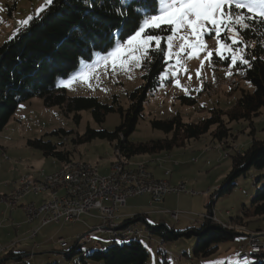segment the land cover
<instances>
[{"label": "rangeland", "instance_id": "374dc122", "mask_svg": "<svg viewBox=\"0 0 264 264\" xmlns=\"http://www.w3.org/2000/svg\"><path fill=\"white\" fill-rule=\"evenodd\" d=\"M43 3L44 0H0V46L13 35L15 29L19 27L18 22L33 15ZM241 30L240 39L243 40ZM153 34L167 35L168 33ZM204 39L210 49L217 47L214 36H205ZM243 42L239 47L243 49L246 58V51L252 43L244 40ZM174 43V53L179 52L180 41L176 40ZM205 55L206 52L195 55L188 50L179 56L181 64L175 63V57L172 62L165 64L161 73L167 68L168 74L162 79L160 73L158 86L148 93L135 129L128 136L129 140L145 142L169 138L172 133H165L153 127L151 120H166L179 115L182 122L195 123L210 117L214 110L223 113L229 111L242 91L251 92L253 90L251 82L243 77L247 64L237 62L231 65L230 60H222L214 55L211 61L204 60L201 66V60ZM85 62L91 63V59L81 61L76 69L84 68ZM108 68L109 71L106 73L105 66L100 65L91 74L90 80H78L70 87L64 86L63 81L68 79L69 75L76 70L74 69L66 76L59 77L57 85L64 88L68 97L92 96L103 103L111 104L113 96H116L118 105L126 109L129 103L128 93L141 85L144 69L131 64L128 69L115 72L111 71L110 65ZM184 68H187V73ZM197 70L200 72L199 76ZM177 79L180 86L175 83ZM221 118L226 125V136L220 140L209 131L199 138L184 140L182 145L175 146L169 152L145 153L132 157L136 164L144 165L140 158H157L158 160L157 156L165 153L164 156L172 161L169 166L181 164L175 166L171 174L172 179L177 180L160 179L167 180L170 184L183 183L186 187V191L178 193L179 195L176 193L166 195L164 206H159L157 201L160 199L152 200L147 194H143L129 197L125 205L120 208V215H125L124 212L146 213L152 209H160L162 213L149 212V216L155 221L160 216L166 228L185 233L174 239H168L161 234H150L148 229H144L143 235L138 238L147 251L145 264H209L213 261L237 264L235 254L240 252L241 246L248 244L249 235H261L259 237L264 239V215L252 217L241 212L242 206L249 203L250 194H255L264 185V166L250 167L245 174L236 179L229 191L224 192L217 199L212 196L231 168V149L244 148L249 144L252 136L264 138L262 122L264 114L253 116L245 121H228L225 114ZM120 121L121 115L118 110L108 112L102 122H97L89 109L65 111L58 106L48 107L39 97H32L19 103L5 128L0 131V192L4 191L2 185L15 184L23 175H34L40 170L46 173L52 172L61 167L66 159L89 163L96 166L100 174H106L110 162L115 157L114 144L116 141L97 136L88 138L87 134L89 130L112 132ZM35 140L50 143L56 151L63 152L65 157L45 155L42 149L29 143ZM129 165L132 164L129 163ZM167 173H169L168 169L165 174ZM152 178L155 179L153 175ZM3 195L0 194V209L6 212L12 208L2 201ZM211 198L213 200L212 213L208 218L226 229L233 230L235 235L220 242L209 255L195 256L193 251L198 236L194 233L186 235V229L192 230L200 227ZM167 211L178 212V221H174ZM22 214L20 211L16 212V215L23 217L26 223V218ZM97 214L96 209L90 212L91 216ZM16 215L14 213L13 218H16ZM91 216L82 215L74 222L45 224L33 240L38 243L36 245L39 248L30 250L21 262L27 264H101L89 258L88 255L95 250L103 251L111 243L121 239L110 236L108 233H99L93 240L79 242L74 248L77 235L88 230L90 227L87 229V226L100 222V219ZM134 223L131 226L132 229L145 227L137 221ZM157 223L160 224V220H157ZM16 225H19V222ZM4 226H0V247L14 241V239L10 238L12 241L8 239L12 232L10 227L7 229ZM36 227H39V223ZM166 228L162 231L165 232ZM58 238H63L66 244L61 246L57 241ZM73 249L74 252L67 257L66 253L69 254ZM163 255L166 259L165 263ZM21 262L7 260L5 263L22 264Z\"/></svg>", "mask_w": 264, "mask_h": 264}, {"label": "trees", "instance_id": "16d2710c", "mask_svg": "<svg viewBox=\"0 0 264 264\" xmlns=\"http://www.w3.org/2000/svg\"><path fill=\"white\" fill-rule=\"evenodd\" d=\"M122 2L133 5L142 4L145 0H55L51 9L44 12L40 19L31 22L28 27L23 28L15 36L12 35L0 46V131L5 128L19 103L32 97L41 98L45 106H58L65 111L89 109L97 122H102L108 112L118 110L121 121L112 132L89 130L87 137L97 136L115 140L114 151L128 160L139 154L169 152L175 146L182 145L184 140L199 138L209 131L220 140L226 136V125L221 118L223 114L227 116L228 121H245L264 114V24L258 19L249 21V28L241 30L242 39L252 43L246 51L250 66L247 64L245 67L243 77L251 82L253 90L242 91L229 111L223 113L214 110L210 117L195 123L182 122L179 115L166 120H151L153 127L165 133H172L169 138L145 142L128 139L135 129L148 93L159 84V75L166 64L161 53L151 55L142 66L144 69L142 83L128 93L129 103L126 109L118 105L116 96H113L111 104L103 103L92 96L68 97L64 88L57 85V79L76 69L81 61L90 60V51L110 47L107 38L110 27L123 24L125 35H128L137 26L138 17L131 13V9L126 21H122L121 17L116 15L115 9L120 8ZM152 7L155 11V5ZM154 33L168 32L167 29H161ZM262 122L264 124V119ZM29 143L42 149L45 155L65 157L63 152L56 151L50 143L40 140ZM231 150V168L222 184L212 193L215 199L229 191L236 179L245 174L250 167L264 166V138L252 136L244 148ZM68 161L66 159V162ZM250 196L249 203L242 206V214L252 217L264 215V185ZM212 205L211 198L206 207L207 216L212 213ZM205 214L199 228L186 229V235L194 233L198 236L193 251L195 256L209 255L220 242L235 235L233 230L212 222ZM143 219L144 216L139 214L123 218L112 236L119 237L124 243L114 241L103 251L95 250L88 257L101 264H145L147 251L138 238L143 235L144 229H148L150 234H161L168 239L185 234L164 225L149 224ZM136 221L145 227L132 229L131 226ZM142 221L144 222L141 223ZM163 228H166L165 232L162 231ZM126 230H133L135 234L125 238ZM78 243L79 241L74 248ZM73 252L74 249L69 254L66 253V256L69 257ZM12 255L15 254L10 248L1 256V264H6L5 257ZM22 258L20 257L18 261H22ZM163 262H166L164 255ZM263 262L264 256L256 264ZM236 263L238 264V260Z\"/></svg>", "mask_w": 264, "mask_h": 264}, {"label": "snow or ice", "instance_id": "6c2138e0", "mask_svg": "<svg viewBox=\"0 0 264 264\" xmlns=\"http://www.w3.org/2000/svg\"><path fill=\"white\" fill-rule=\"evenodd\" d=\"M54 3L55 0H44L33 15L18 22L19 27L15 29L13 36L31 22L40 19ZM129 9L138 17V24L131 34L125 35L123 24L110 27L107 38L111 47L90 51L91 63L85 62L84 68L74 70L63 81L64 86L70 87L78 80H90L91 74L100 65L105 66L106 73L109 65L112 72L128 69L130 64L137 68L142 67L155 53H161L166 64L172 62L174 57L175 63L181 64L179 56L191 50L195 55L206 52L201 66L204 60L211 61L214 55L222 60H230L231 65L240 62L250 66L243 49L239 47L244 43L240 39V29H248L249 21L257 19L264 24V0H145L142 4L133 5L122 2V6L116 8L115 13L122 21H126L130 15ZM161 29H167L168 34H153ZM209 35L216 39L215 49H210L204 39ZM176 40L180 41L179 52L174 53ZM184 71L187 73V68ZM167 74L168 69L165 68L161 78H166ZM197 75H200L199 70ZM175 83L180 86L178 79ZM209 264L223 262L213 261ZM244 264H248V261L245 260Z\"/></svg>", "mask_w": 264, "mask_h": 264}, {"label": "built area", "instance_id": "2783aa9c", "mask_svg": "<svg viewBox=\"0 0 264 264\" xmlns=\"http://www.w3.org/2000/svg\"><path fill=\"white\" fill-rule=\"evenodd\" d=\"M128 168L138 169L137 166L124 165L123 170L113 169L106 176H94L93 173L85 177L72 175L66 179L64 189L59 190L56 197L45 198V203L41 205L38 213H30V207L23 206L26 222L37 221L39 223V227H34L31 230L30 238H34L38 229L47 223L74 222L79 220L81 215L90 214L93 209H96L98 214L94 216L100 219V222L84 233L77 235V241H89V239H93L97 234L104 233V231L115 232V228L121 221L119 210L125 205L129 197L147 194L152 199H161L170 193L178 194L186 191L185 184H165V188H158L157 184L135 181L134 176H128ZM57 172L28 175L27 184H20L19 178L16 181L14 190L4 194L2 201L9 208H14L15 204H20V199L24 198L25 189H32V196H36L35 188L39 186L47 187V176ZM167 212L174 221H178V212ZM128 231L133 230H126L124 232L125 238ZM259 236L261 235L249 236L248 244L241 246L236 259L251 258L252 252H259L260 249H264V239ZM57 241L61 246L66 244L63 238H58ZM18 242V240H14L7 245H2L0 264L2 261L1 256Z\"/></svg>", "mask_w": 264, "mask_h": 264}, {"label": "crops", "instance_id": "0c3cea01", "mask_svg": "<svg viewBox=\"0 0 264 264\" xmlns=\"http://www.w3.org/2000/svg\"><path fill=\"white\" fill-rule=\"evenodd\" d=\"M2 150H1V155H2ZM164 155H165V153L163 155L162 154H159L157 156V157H159L158 160H157V158L156 159H154V158H149V159L148 158H140L141 159L140 161L144 162V165L147 167V169L152 173V175L155 178H158V179H160V178H167V179H170L171 181L177 180V179H174V178L172 179V175L171 174L173 172V168L175 166H179L181 163H179L178 165L171 164L169 166V164L172 161H170V159L168 157L164 156ZM154 160H156V161H154ZM128 161L132 165H135L136 164L135 161L133 160V158L128 159ZM167 169L169 170V173L166 175L165 172H166ZM15 185H16V182H15V184H11V185H2V186H4V191L3 192H0V194L1 193L2 194H6V193L11 192L12 190H14ZM167 195H170V194H167ZM30 197H32V198H30ZM149 197L151 198V196H149ZM24 198H26V199H24ZM24 198L23 199H20V204H15V206L18 205V207L9 209L6 212H4L2 209H0V226L3 227L4 224H5L6 226H4V227H6L7 229H9V227H10V229L12 230V232H10L11 234L8 236V239L11 238V239H14V240H18L19 241L17 244H15L12 247V253L15 254V255H12V257H5L6 258L5 261L11 260V261H16V263H17V262H19L18 261L19 258L20 257L27 256L28 255V252L30 250H32V249H35L36 250V249L39 248L37 246L38 243L37 242L35 243L33 240L36 237V235L39 232V230L43 226H41L38 229V231H37V233H36V235H35L34 238H30L31 230L34 227H36L38 223L35 222V221L34 222H31V223H27V222L24 223V218L21 217V216L18 217V215H16V212L17 211H20V213L22 214V211H23L22 204L23 203H26V202H34L36 204H39L41 202V200H42V197H40V196H32V194H27V195L24 196ZM165 198H166V195H165V197H163L159 201H157V202H159V206H164L165 205L164 204ZM152 200H158V199H152ZM151 204H154V203L151 202ZM21 209H22V211H21ZM149 212L156 213V214L162 213L160 209H152V211L149 210L146 213H137V212L135 213L134 211L133 212H124L123 214H125V215H121V220L123 218H125V217L131 216V215H135V214H139V215L144 216V219L143 220H145V222H147L149 224H156V225H158L157 220H160L161 223L159 225H164L163 222L161 221V217L160 216H158V219L155 221V220H153V218L151 216H149ZM14 213L16 215V218H13ZM83 215L91 216L90 214H83ZM81 216H80V218H81ZM91 217H94V216H91ZM18 222H19V225H16ZM143 222L144 221H142L141 223H143ZM96 223L97 222L93 223V225L96 224ZM92 226H87V229L89 227H92ZM8 242H10V241H8ZM8 242H6V243H8ZM236 254H235V256H236ZM21 263L22 264H27V263H24V262H21Z\"/></svg>", "mask_w": 264, "mask_h": 264}, {"label": "bare ground", "instance_id": "6f19581e", "mask_svg": "<svg viewBox=\"0 0 264 264\" xmlns=\"http://www.w3.org/2000/svg\"><path fill=\"white\" fill-rule=\"evenodd\" d=\"M124 165H129L127 159L122 157L117 151H115V157L114 160H112L108 167V172L106 174H100L98 172V169L96 166H92L89 163L83 162V161H73L69 160L68 162H65L61 167L57 168L56 170L52 172L57 173H51L47 176V187L46 186H39L35 188V195L42 197V200L39 204H36L34 202H26L22 204L23 206L30 207V213H38L41 209V205L45 203V198H53L56 197V193L64 189V185L66 184V179H68L72 175H77V177H85L86 175H89L91 173L94 174V176H106L110 174L111 170H123ZM133 166H137L138 169L135 168H128V176H134L135 181H143L144 183H152L157 184L158 188H165V184L169 185H181L183 183L178 184H170L167 180H161V179H153L152 173L147 169V167L143 164H135ZM168 172V171H167ZM44 173V171H38L34 173V175ZM168 174V173H167ZM28 183V174L23 175L20 177V184H27ZM27 194H32V189H25L24 190V196ZM111 233L110 236H112L114 231H104V234ZM135 234L134 231H128V234L126 236H131ZM99 235V234H98ZM249 236H258V235H249ZM136 237V236H135ZM91 239H89L90 241ZM0 251H2V248L0 247ZM264 256V249H260L259 252H252L251 258H244L243 260L237 259L238 264H244V261L247 260L248 264H256L257 262L262 260V257Z\"/></svg>", "mask_w": 264, "mask_h": 264}, {"label": "water", "instance_id": "95a60500", "mask_svg": "<svg viewBox=\"0 0 264 264\" xmlns=\"http://www.w3.org/2000/svg\"><path fill=\"white\" fill-rule=\"evenodd\" d=\"M82 234V233H81ZM5 260V259H4Z\"/></svg>", "mask_w": 264, "mask_h": 264}]
</instances>
